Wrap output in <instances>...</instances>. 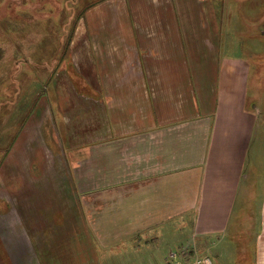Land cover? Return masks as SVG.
<instances>
[{"label": "crops", "instance_id": "0c3cea01", "mask_svg": "<svg viewBox=\"0 0 264 264\" xmlns=\"http://www.w3.org/2000/svg\"><path fill=\"white\" fill-rule=\"evenodd\" d=\"M119 5L123 14L106 16ZM186 6L108 0L86 12L104 16L98 29L83 18L82 39L74 32L69 44L68 70L81 77L54 79L72 191L67 221L50 220L45 248L58 246L64 227L84 240L70 234L61 254L44 262L27 256L25 241L13 262L165 264L177 250L193 258L221 241L209 242L223 237L236 199L250 191L251 168L264 200V134L252 145V119L223 74L229 64L219 70L217 34ZM76 39L84 45L74 54Z\"/></svg>", "mask_w": 264, "mask_h": 264}, {"label": "rangeland", "instance_id": "374dc122", "mask_svg": "<svg viewBox=\"0 0 264 264\" xmlns=\"http://www.w3.org/2000/svg\"><path fill=\"white\" fill-rule=\"evenodd\" d=\"M104 1L108 0H0V264H18L13 260L20 250L25 253V241L27 256L41 261L55 257L53 251L61 254L64 249L58 246L73 239L64 227L55 242L58 246L45 248L52 244L47 242L50 220L67 221V195L72 191L65 180L66 128L56 104L55 82L68 73L80 79L82 73L72 66L68 70L69 44L74 32L82 39L78 34L83 18L89 27L98 29V22L103 23L100 10H93L89 18L86 12ZM182 1L187 3L186 13L199 18L197 25L210 20L219 41V70L222 63L229 64L223 74L236 85L238 107L252 119V145L257 147L264 134V0ZM121 12L124 7L119 5L106 16ZM83 45L76 39L72 53ZM74 82L76 92L85 94L87 89ZM251 170L250 191L236 199L223 237L209 240L221 241L209 243L195 256H208L215 264H257L264 257V200L259 199L258 167ZM72 235L84 240L82 233ZM35 240L38 246L33 249L29 246ZM184 251H169L167 256Z\"/></svg>", "mask_w": 264, "mask_h": 264}, {"label": "built area", "instance_id": "2783aa9c", "mask_svg": "<svg viewBox=\"0 0 264 264\" xmlns=\"http://www.w3.org/2000/svg\"><path fill=\"white\" fill-rule=\"evenodd\" d=\"M165 264H213L212 258L208 256L188 257L185 253H170L165 260Z\"/></svg>", "mask_w": 264, "mask_h": 264}]
</instances>
